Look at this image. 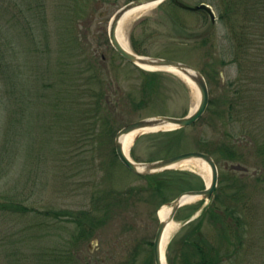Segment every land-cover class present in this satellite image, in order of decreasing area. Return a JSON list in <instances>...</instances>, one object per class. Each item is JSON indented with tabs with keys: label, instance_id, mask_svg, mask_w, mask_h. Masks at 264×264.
Instances as JSON below:
<instances>
[{
	"label": "rangeland",
	"instance_id": "1",
	"mask_svg": "<svg viewBox=\"0 0 264 264\" xmlns=\"http://www.w3.org/2000/svg\"><path fill=\"white\" fill-rule=\"evenodd\" d=\"M128 1L0 0V204L28 208L22 214L0 209V264H67L59 256L68 247H73L68 264H153L147 244L158 223L153 200L122 205L98 236L75 245L69 244L75 229L69 216L44 214L75 216L91 208L94 191L137 183L112 153L116 132L147 117L183 116L196 103L194 89L180 75L141 68L113 49L108 23ZM181 1L208 4L215 21L202 10L165 0L125 20L120 32L136 54L178 60L200 71L209 104L177 133L143 132L129 154L146 161L190 150L209 153L218 169L217 201L231 206L233 216L218 224L222 233L206 216L201 233L219 246L221 264H264V37L248 40L244 28L243 47L237 49L235 27L221 18L220 0ZM235 12L244 21L238 16L243 6ZM224 94L232 101L230 110L221 101ZM167 139L173 144L165 146ZM223 143L235 145L238 153L224 156ZM177 167L206 183L196 166ZM196 202L180 207L173 219L178 224L169 239L176 248ZM126 223H135V229L121 233Z\"/></svg>",
	"mask_w": 264,
	"mask_h": 264
},
{
	"label": "trees",
	"instance_id": "2",
	"mask_svg": "<svg viewBox=\"0 0 264 264\" xmlns=\"http://www.w3.org/2000/svg\"><path fill=\"white\" fill-rule=\"evenodd\" d=\"M263 4V0H220L217 4V6L219 5L220 9H222L221 18L228 23L230 28L233 29V26L235 27V42L237 49L243 47L244 35L250 36L248 37V40L252 41L254 38L262 39L264 37V26L262 25V21H264ZM242 6L244 9L243 17L241 14H238V16L244 21H240L235 12L237 8L240 9ZM244 28L246 29L243 35L242 30ZM257 28H260L258 31L259 33H256ZM251 45L253 46V43H251ZM148 83L151 85L153 80L150 79ZM224 95L225 96H222L221 101L228 103L227 110H230L232 101L227 97V94ZM100 97L98 96L97 105H100ZM103 115L104 125L109 129V125L112 123L111 111L107 110ZM182 129L183 128L172 131H160L158 135L177 133ZM109 131H111V129L107 130L106 133ZM138 139L139 138L136 139V142ZM173 142L174 139H167L162 143H164L165 146H170ZM236 148L235 145L230 146V144L223 143L220 146V151L224 156L233 157L238 153ZM111 150L116 158L114 148ZM206 151L210 153L213 152L209 151L207 148ZM237 156L240 155L238 154ZM150 159H154V156L150 157ZM129 174L137 183L123 187L110 186L108 188L94 191L90 197V202H92L91 208L86 209V211L77 213L75 216L68 211H52L51 213L48 212L44 214L46 216L51 215L56 219L61 216H69V221L75 224V229L73 230L74 233L69 244L75 245L82 240L80 238L86 237V239H88L89 237L94 236L97 228L107 224L110 217L119 215V210L123 207L122 205L128 204L129 201L153 200L156 209L160 204L171 200L173 198L171 193L174 191L175 194H178L184 190L199 189L204 186L203 181L196 173L187 170L169 169L149 175H137L131 172H129ZM112 175L113 173L107 174V176ZM219 199H221L220 195H217L215 190L208 206L202 209L197 222L195 224L192 222L189 223L187 234L180 239L177 248H174L173 241L168 244L166 252L168 264H221L223 257L221 256L222 254L219 246L216 247L214 244L207 242L200 229L202 219L206 216L216 227H218L219 223L223 225L222 219L225 216H233V208L225 205L221 207L217 201ZM201 204L202 201H198L195 204L190 205L189 214L197 210ZM0 209L11 211L15 214H22L28 210V208L22 203L8 201L1 203ZM79 216H82V218H79ZM129 227L132 226L129 224ZM218 228L222 233L224 229L222 227ZM227 235L228 234L226 233L221 234V239L224 238V240L227 241ZM72 249L73 247H68L60 251L61 256L59 257H62L59 261L60 263L68 264L72 262ZM172 252L174 255H172Z\"/></svg>",
	"mask_w": 264,
	"mask_h": 264
},
{
	"label": "water",
	"instance_id": "3",
	"mask_svg": "<svg viewBox=\"0 0 264 264\" xmlns=\"http://www.w3.org/2000/svg\"><path fill=\"white\" fill-rule=\"evenodd\" d=\"M164 0H131L127 2L125 5L116 10L109 21L108 25V38L112 45V47L116 50L118 54H120L127 61L139 66L146 68L144 66H148L149 70H175L188 77L195 85L198 98L197 103L193 109L189 110L185 115L180 117L175 116H152L143 118L137 121H132L124 125L121 129L117 131L114 137V149L115 153L119 159V161L131 172L139 175H149L158 173L164 170L172 169L181 164L186 160H200L203 161L209 168L210 179L209 182L205 184L203 189H193L187 190L180 193L175 199L170 201L168 204L170 205V210L167 217L161 219L159 218L158 227L156 229L153 241H152V254L154 264H166L163 247H162V235L166 224L173 219V216L182 204L195 200V199H205L209 200L214 190L217 186L218 180V169L217 165L212 158L211 155L202 151H186L182 152L170 157L161 158L152 161H135L126 153L122 147V143L120 141V137L126 133L142 130L134 137L133 142L137 138L138 135L147 131L146 128L162 126L168 124V128L166 129H176L190 126L195 121H197L202 114L205 112L208 102H209V92L206 80L203 74L195 69L194 67L172 59L160 58V57H148L144 55H139L134 53L127 46H123V44L118 40L117 37V28L118 23L122 16L132 7L143 5V4H160ZM173 2L178 5L180 8L198 11H205L209 17L211 22L215 21V15L212 8L205 3H199L195 5L187 4L181 0H173ZM173 72V71H172ZM161 130V129H157ZM152 131V130H148ZM164 245V244H163Z\"/></svg>",
	"mask_w": 264,
	"mask_h": 264
},
{
	"label": "bare ground",
	"instance_id": "4",
	"mask_svg": "<svg viewBox=\"0 0 264 264\" xmlns=\"http://www.w3.org/2000/svg\"><path fill=\"white\" fill-rule=\"evenodd\" d=\"M157 4H143V5H139V6H135V7H132L130 8L123 16L122 18L120 19L119 23H118V28H117V37H118V40L123 44V46H127L124 39H123V36L120 32L121 30V24L125 21V20H128L129 18H132L134 17L135 15H138L144 11H147L151 8H153L154 6H156ZM146 68H150L148 66H144ZM168 71H173L174 73L180 75L193 89H194V94H195V97H196V103H197V98H198V94H197V90H196V87L194 85V83L186 76H184L183 74L179 73V72H176L175 70H168ZM196 103L192 106L191 109L194 108V106L196 105ZM168 124L166 125H162V126H155V127H150V128H146V130H152V131H155L157 129H165V128H168ZM139 131H142V130H135V131H132V132H129V133H126L124 135H122L120 137V141L122 143V147L124 149V151L126 153H129V148L130 146L132 145V142H133V139L134 137L139 133ZM188 164H192L194 166H196L198 168V170L201 172L202 176H204L206 182H209V179H210V174H209V168L208 166L203 162V161H200V160H186L184 162H182L180 165H188ZM169 207L166 206V205H163L161 206V208L158 210V215L160 216L161 219L167 217L168 213H169ZM177 222L172 220L170 222H168L166 224V227L164 229V232H163V235H162V247L164 248V245L172 231L176 228L177 226Z\"/></svg>",
	"mask_w": 264,
	"mask_h": 264
},
{
	"label": "flooded vegetation",
	"instance_id": "5",
	"mask_svg": "<svg viewBox=\"0 0 264 264\" xmlns=\"http://www.w3.org/2000/svg\"><path fill=\"white\" fill-rule=\"evenodd\" d=\"M170 201V200H169ZM169 201H166V202H164V203H162V204H160L155 210H156V214L158 215V210L161 208V206H163L164 204H167V203H169ZM130 202L131 201H129V203L128 204H130ZM127 204V205H128ZM123 208L124 207H122V209H120L119 210V214H120V212H122V210H123ZM178 210H180V208L179 209H177L176 210V212H175V214H174V216H173V219L176 217V214L178 213ZM116 216H113V217H110L109 219V222L107 223V224H104V225H102V226H100L99 228H97V233L99 232V230H102L103 229V227L105 228L110 222H112V220L115 218ZM158 217V216H157ZM187 218V217H186ZM186 218L184 219L185 221H184V225L182 226V228L183 227H188V225H189V221L190 220H186ZM129 224L132 226V227H129ZM135 223H126V225H122V228H120L121 230H120V232L121 233H126V232H131V230H134L135 229ZM157 227H158V223H157V226H156V229H157ZM156 229H155V232H156ZM188 230V229H187ZM185 233H187V231L185 232ZM154 235H155V233H154ZM96 236H98V235H96V233H95V235L94 236H92V237H96ZM184 236V235H183ZM182 236V237H183ZM90 238V237H89ZM153 238H154V236H153ZM153 238H152V240H148L147 241V244H149L150 245V247H151V251H152V241H153ZM170 242H172L171 240H170ZM169 242V243H170ZM78 243V242H77ZM76 243V244H77ZM168 243V244H169ZM137 246H139V245H141V244H139V243H137L136 244ZM167 247H168V245L166 246V249H165V252H167ZM175 248V247H174ZM138 248L136 247L134 250L136 251ZM153 261H151V263H152Z\"/></svg>",
	"mask_w": 264,
	"mask_h": 264
}]
</instances>
